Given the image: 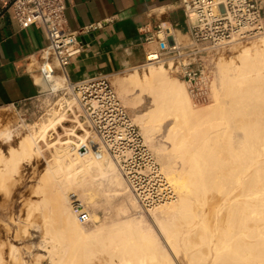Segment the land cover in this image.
<instances>
[{
  "label": "bare ground",
  "instance_id": "bare-ground-1",
  "mask_svg": "<svg viewBox=\"0 0 264 264\" xmlns=\"http://www.w3.org/2000/svg\"><path fill=\"white\" fill-rule=\"evenodd\" d=\"M262 38L259 46L243 45L235 52L234 58L220 60L219 87L213 83L214 102L204 112H197L191 107L183 82L167 76L162 66L148 65L149 68L142 75L138 73V66H135L127 75L116 78L122 94L127 91L141 92L152 85L160 90L159 96L154 99L155 105L152 109L137 118L147 138L151 130L147 123L155 122L157 117L173 116L172 125L168 126V129L173 134L178 133V135L174 134L177 136L174 138L182 140L185 137L184 131L195 123L194 120L198 125L202 119L209 122L213 119L224 120L229 116L224 103L226 97L233 99L232 110L235 116L246 113L247 106L241 104L240 100L248 97L253 102L250 112L254 114V120L250 122L248 118L249 122L240 123L245 131L243 151H234L230 142L218 146L219 134L223 138L230 137V131H220L210 138L213 141L206 154L210 161L201 162L199 158L204 155L194 153L192 167L189 170L178 171L171 157L161 152L163 145L157 146L159 162L163 166L161 171L172 185L175 184L178 194L172 200L154 206L155 209H147V212L166 240L168 248L170 243L173 249L176 248L184 255V257L175 255L177 262L182 259L185 261L184 264H264V38ZM59 70L57 77L63 78L64 68ZM229 72L232 74L229 75ZM42 81L46 88L53 91L58 88L66 89L68 82L64 80V83L57 87L56 82L44 79ZM70 104V101L65 100L60 104L59 109L51 110L34 131H28L21 137L16 147L8 149L7 155L0 149V182L3 183L7 176L16 172L22 161L29 163L30 159L41 152L39 140L47 131L62 126L68 118V112L71 111ZM73 131L67 134L63 141L59 140L55 144L57 147L54 146V156L57 160L69 159V162L80 160L82 163H79L83 165L81 171H84L74 177L70 176L71 178H68V173L67 184L63 185L59 180L61 178L58 179L53 170L46 168V176L38 187L40 197L35 198V201L29 199L27 204L29 210L27 209L26 219L32 212L35 213L34 210L42 217L43 222H39L46 228V231L42 230L45 235H42L50 244V249L47 251L50 262L52 264H176L173 258L166 254L159 235H156V231L145 219H124L129 207L123 199L115 205L116 213L113 212L114 215L112 214L110 219H106L108 216L104 219L95 217V220H99V224L92 227L85 221L83 222L87 226L82 223L77 215L78 212L72 209L74 206L71 207L69 204L70 189L83 184L87 185L89 190L100 191L102 184L100 182L104 177L114 186L123 185L124 182L120 172H117L119 171L117 164L110 160L96 136L92 134L94 138H87L91 131L85 129L87 135L82 133L75 137L76 135H72ZM13 136L14 129L10 126H3L0 130V140L4 142L11 141ZM84 146L86 147L83 148ZM78 150L84 155L79 154V156ZM232 188H238L239 194L236 195L238 192L236 189L235 195H229L228 192L230 189L232 191ZM74 190L76 189L73 188L72 191ZM93 190L83 194L80 200L90 198L93 202L91 206L99 202L95 200L96 192ZM213 190L216 191L215 195L218 194L217 206L207 212L206 208L209 207L208 201H210L207 196L209 191L213 193ZM219 196H222L220 197L222 199H219ZM128 201L132 206L130 208L136 207V200L129 198ZM23 203L25 205V202ZM9 213L11 222L13 220L11 209ZM54 224L60 226L54 227ZM9 231L10 227L7 225L6 234ZM192 235H196L198 241H192ZM101 236H105L102 240L107 241L100 240ZM170 238H174L175 241L173 239V242H170L172 241ZM99 240L104 243H99ZM43 246L41 248H44ZM9 251L16 256V247L13 244ZM177 251L174 252L177 254ZM2 253L0 249V264H8L4 261Z\"/></svg>",
  "mask_w": 264,
  "mask_h": 264
},
{
  "label": "built area",
  "instance_id": "built-area-1",
  "mask_svg": "<svg viewBox=\"0 0 264 264\" xmlns=\"http://www.w3.org/2000/svg\"><path fill=\"white\" fill-rule=\"evenodd\" d=\"M6 5L21 28L35 25L44 33L47 44L39 54V77L51 82L57 71L66 69L81 52L80 36L101 26L97 22L70 29L64 0H8ZM179 6L184 19L178 33L163 23L151 32L146 27L139 29L149 34L145 37V59L138 67L162 65L185 84L192 105L200 106L212 99L214 73L210 62L215 54L232 42L264 36V0H180ZM65 90L74 93L79 117L112 156L140 206L149 209L172 200L176 195L173 185L162 173L109 76L69 80ZM77 211L82 222L86 221L87 212L81 208Z\"/></svg>",
  "mask_w": 264,
  "mask_h": 264
},
{
  "label": "rangeland",
  "instance_id": "rangeland-1",
  "mask_svg": "<svg viewBox=\"0 0 264 264\" xmlns=\"http://www.w3.org/2000/svg\"><path fill=\"white\" fill-rule=\"evenodd\" d=\"M262 37L264 38V36H261V37L254 38V39L232 42L231 44L226 46L224 49L220 50L218 53L215 54V56L213 57V60L210 63L213 69L214 83L216 84V86L219 87V62L220 60L223 58L226 60L230 58H234L235 52L243 45L259 46L260 40ZM153 66L158 67L162 65L155 64ZM148 68H149L148 66L138 67V73L142 75V73L147 71ZM163 68L167 76L176 78L175 76L167 72L165 67ZM131 70L132 69H127L119 73H116L114 75H110L109 80L112 83L119 99L122 101V103L126 106L127 110L129 111L131 117L133 118L134 123L139 127L143 135V138L145 140V143L148 145V147L153 152L157 162L160 165V168H162L163 166L161 165V162H159V157H158L159 151L157 149L158 145H163L162 147L164 148V150L162 148L161 152H163V154L165 153L167 157H171L173 161V165L174 167H176L178 171L186 170V169L189 170L192 167L191 166L193 163L192 161H194V158H192L194 153H201L202 155H204V157L199 158L201 162L211 160L206 156V154H208L207 153L208 147L213 141V140H210V138L213 135L218 134L220 131L222 132L224 130L230 131V137L223 138L222 136H220L221 134H219L218 146L230 142L231 146L234 148L233 149L234 151L236 152L243 151L242 147L244 146V143H245V131L240 123H242V121L249 122L248 118H250V122L254 120V114L251 113L253 102L250 98L245 97L239 101L241 104H245L247 106V109L245 110L246 113L240 114L241 116L240 115L235 116L234 111L232 110V106L234 103L233 99H231L230 97H226L224 99V103L228 110L229 116H227L224 120L213 119L212 121H209V122L202 119L198 125L195 124L197 121L194 120L195 123H193V125L187 131H184L185 137L182 140H178L177 138H174V137H177L175 135L176 134L178 135V133L176 134L174 133L175 134L174 135L173 132L168 129V126L171 127L172 125L171 123L173 121V116L166 115L163 117H157L158 119L155 122L147 123L148 128L151 129L148 135L149 137L147 138L145 134H143V130L140 128V124L137 122V118H139V116H142L141 114H146L148 111L152 109V107L155 105L154 99L157 96H159L160 90L155 88L152 85L150 88H145L141 92L127 91L122 94L121 92L122 89L118 87L116 78L123 76L124 74L127 75ZM59 73H60V70L57 71V74ZM231 74L232 73L229 72V75ZM64 78L65 77L63 78L57 77L54 79L57 87H60L62 83H64V80H63ZM176 79L180 80L178 78ZM185 90H186V87H185ZM211 93H212V99L208 103L200 105V106H193L192 103L190 102L188 93L186 91L191 107L197 112L206 111L207 107L214 102V96H213L212 90H211ZM65 100H68L71 102L70 104L71 111L68 112V118L66 119V121L62 124L61 127H56L54 130L47 131L46 133H44L43 137H41V139L39 140V144L41 146V152L35 155L34 158H32V160L30 159L29 163L28 161H25V160L22 161L24 163L21 162L19 164V167L17 168L16 172H13V174L7 176V178L4 180L3 183L0 182V242H1L0 249H1V253L3 252L2 257L4 261H6L8 264H13V263L14 264H22V263L23 264H35V263L36 264H52L49 260V254L47 252L50 249V244L45 239V236H44L45 235L44 231H46V228L41 223L43 222V220L41 219L42 217L38 213V211L34 210L35 213H33L32 212L33 209H31L32 213L30 214V217H27V219L31 217L32 218L28 219L27 221L26 219V212L28 209L27 204L29 202V199L30 200L32 199L31 201H35L34 200L35 198L38 199L40 197L38 187L39 185H41L42 179L46 176V173H45L46 168L53 170L54 172L53 171L52 172L56 173L55 177L58 176L57 177L58 179L61 178L59 180L63 182V185L67 184L68 179H66V177L69 176L68 178H71V177L76 176L77 174H81L84 171V170L81 171V169L83 168V165L80 164L82 163L80 160H76L73 162H69V159L68 160L67 159L57 160L55 159V156H54L55 152L53 151H55V148H54L55 144H57L59 140L63 141L67 134H71L72 130H74L72 132V135L73 136L76 135L75 137H77L78 134H82V133L83 134L85 133V135H87V133L85 132V129L89 130V128L84 125L83 121L81 120L82 118L79 117L80 114L78 115V113H80V107L75 99L74 93L72 91L65 90L64 88H58L56 91H53L49 89L48 87L47 88L42 87L41 92L37 96L31 99H26V100L20 101L15 104H10V105L0 107V130L3 128V126H10L11 129H14V136L11 141L4 142L3 140H0V149L3 151L5 155H7V151L10 147H16L21 137L24 134H26L28 131H34L36 129V126L40 123V121H42V119H44L45 116H47V114L51 110L59 109L60 104L64 103ZM236 103H238V101ZM92 134H93L92 132L90 135L88 134L87 138H90V137L92 138L93 137ZM52 144L54 145L52 146ZM78 151H77L78 155L79 154L82 156L84 155L83 153L81 154V152L80 151L78 152ZM104 151L107 153L110 160H113V158L109 155V153L105 149ZM113 162L115 163L114 160ZM49 166H52V167H49ZM117 172H120V171L117 170ZM63 179L65 180L63 181ZM123 182H124L123 185L114 186V185H111L108 178L106 179V177H104L102 179V182H100L102 183L100 185L101 190L94 191L92 189L93 192H96L95 200L99 201L93 206H91L92 201L90 198L89 199L85 198V200H83L82 198L80 200V198L83 197V194H88L92 190L91 189L89 190L88 186L87 185L84 186L83 184L79 186L78 185L74 186L73 188L76 190L72 191L73 188L70 189L69 204L71 207L73 206L76 207L77 205V208H74V207L72 208V209H75V212H78L77 210H80V208L83 211L87 212L88 218L86 219L85 222H87V224L92 227V225L95 226V224L97 225L99 224L98 222L99 220H95V217L96 219H99V218L104 219L105 216L106 217L108 216L106 219H110L113 212L114 214L116 213L115 205H117L119 201L121 202L122 199L125 200V203H127L126 205L129 207V210L127 209L128 212L124 214L125 215L124 219L126 218H136V219L142 218L143 220L145 219V221L149 223L150 226H152V229L156 231L155 232L156 235H159V240L162 243V246L165 247L164 249L166 250L165 251L166 254L169 257H172L174 262H176V264L178 262H179L178 264H182V263L184 264L185 263L184 260L181 259V261L178 260L177 262V259H175L176 256L184 257V255L181 253V251L179 250L177 251L176 248L173 249L174 247L170 245V243H169V248H168V244L166 240L164 239L160 231L157 229V226L154 223V221L151 219L149 212H147L148 210L146 208L141 207L137 199H134L135 197L130 191V189L128 188V185L124 178H123ZM97 183H99V181H97ZM173 186L175 187V184ZM232 189H233L232 191H230L231 189L229 190L228 192L229 195L231 194L235 195L237 191L236 189L238 188H232ZM80 192L82 194H80ZM209 192H208L209 196H207V199L210 200L208 201L209 203L208 208H210V210L208 211V208H206L207 212H210L212 208L217 206L216 197L218 196V194L215 195L216 191L214 190H213V193L211 191ZM176 194H178L177 188H176ZM238 194H239V189L236 195ZM223 195L224 193L222 194V196ZM222 196H219V199H222L220 198ZM210 197L212 200L214 199L215 200L212 201ZM126 198H127V201L129 200V198H131L132 200H136L137 201L136 207L130 208L131 205L129 204V201L128 202L126 201ZM23 202H25L26 207ZM78 202L79 204H81V206H79ZM98 203L101 204V206ZM23 205H24V208H23ZM21 206L23 209L21 208ZM102 208H105V209H102ZM10 209H11V214L13 216V220L11 222L9 221V217H8L10 216V213H9ZM152 209H155V208H152ZM37 213H38V216H37ZM77 215H79V213H77ZM122 216L123 214L120 215V218H122ZM85 222H82V223L85 225L86 224ZM7 225H9L10 231L9 233L6 234ZM53 226L58 227L60 225L54 224ZM104 237L105 236H101L99 237V239L102 240L104 239ZM173 239L170 238V240H172L170 242H173ZM191 239L192 241H198V238L196 235H192ZM41 241H43V243ZM102 241L106 242L107 240H102ZM102 241H100L99 243L103 244L104 242ZM45 242L46 244L48 243L49 246L46 245ZM11 244H13L16 247V252H15L16 256L10 254L9 250H10ZM37 244L40 246H38ZM41 246H43L44 248H41ZM175 250L177 251V254L174 252ZM13 256L18 257V258H14Z\"/></svg>",
  "mask_w": 264,
  "mask_h": 264
},
{
  "label": "crops",
  "instance_id": "crops-1",
  "mask_svg": "<svg viewBox=\"0 0 264 264\" xmlns=\"http://www.w3.org/2000/svg\"><path fill=\"white\" fill-rule=\"evenodd\" d=\"M7 1L0 0V107L31 99L46 88L38 69L46 37L35 25L21 28L7 9ZM64 1L70 29L101 23L88 34V40H81V52L64 69L63 80L72 82L138 66L145 59L149 34L139 29L146 27L151 32L163 23L177 32L184 19L180 0Z\"/></svg>",
  "mask_w": 264,
  "mask_h": 264
},
{
  "label": "water",
  "instance_id": "water-1",
  "mask_svg": "<svg viewBox=\"0 0 264 264\" xmlns=\"http://www.w3.org/2000/svg\"><path fill=\"white\" fill-rule=\"evenodd\" d=\"M7 8H8V7H7ZM89 37H90V36H88V35H83V36H80V40H83V39H87V40H88Z\"/></svg>",
  "mask_w": 264,
  "mask_h": 264
}]
</instances>
